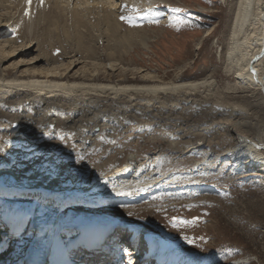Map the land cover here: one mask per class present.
Returning <instances> with one entry per match:
<instances>
[{
  "label": "bare ground",
  "instance_id": "1",
  "mask_svg": "<svg viewBox=\"0 0 264 264\" xmlns=\"http://www.w3.org/2000/svg\"><path fill=\"white\" fill-rule=\"evenodd\" d=\"M133 1L43 0L41 5L40 0H32L29 8L26 0H0V148H3L0 151V199L9 201L11 205H17L14 201L19 198L35 199L33 225H27L25 221L24 226L30 232L29 237H32L31 244L22 251L15 250L14 254L11 253L12 248L2 252L0 249V264H11L15 257L22 261L20 264H58L61 257L63 260L59 264H72L74 260L61 256L62 252L57 247L53 248L57 256L53 255L52 258L44 248L47 240L57 241V235H63L58 216L65 206L71 203L86 204L94 196L102 199L118 190H129L147 182L169 178L176 174L174 170L166 172L173 165L186 166L194 159L204 161L202 156L198 158L202 150L223 147L225 141L219 138H228V141L218 154L212 156L213 159L237 158L242 153L250 152L254 159H262L263 163L258 167L264 174V0H235L224 53L225 66L232 70L234 81H227L224 88L236 89L241 86L245 91L237 94L232 93L233 90L228 93L224 90L226 92L222 96L228 101L220 97V87L214 83L212 75L177 79V70L174 79L165 81L150 79L152 74L148 71L134 81L111 75L117 68V44L125 41V33L120 31L121 17L125 15V4ZM26 11L30 15H26ZM10 22L23 26L21 32L9 35L6 30ZM41 25L47 31L49 48L48 51L39 52L36 47L35 55L31 57L42 60L41 65L19 66L17 62L8 61L15 54L30 50ZM135 31L130 30V33ZM99 34L104 35L103 39L110 37L112 41L103 44V52L107 44L109 47V51L104 52L108 65L98 59L91 46L84 45V40H99ZM56 39L60 50H55ZM65 45L74 47L73 54H77L83 46L85 52L83 55L78 53V56L67 55L69 51L66 47H69ZM62 55L69 57L62 59ZM79 62H82L80 67L73 69ZM10 66L15 71L12 72ZM120 71L123 69L120 68ZM210 93H214V98ZM150 98L163 99L161 104H167L168 107H163L168 109L174 101H180V104L188 101L191 108L202 112L208 120L219 115L220 131L210 135L206 131L200 132V129L195 132L190 130L191 134H185V137L181 135L174 142L169 141L172 140L170 138L166 140L163 134L162 138L160 133H155L157 131L146 136L136 133L135 136L141 137L142 141L132 137L126 143L125 119L130 123L134 117L132 112V115L129 113V117H125V104L128 106L136 101L144 103L142 99ZM213 103L223 105L213 108ZM113 106L114 109L118 108L114 112L111 110ZM106 107L111 110L107 115ZM154 107L150 105L148 109ZM166 111V115H171L172 111ZM150 114L146 113L145 116ZM172 117L176 115L172 114ZM198 117L202 116L198 114ZM13 121L15 124L11 128ZM191 165L196 169L197 165ZM190 173L185 170V174ZM89 223L91 230L87 238H95L96 242L88 243L89 247L94 246L95 249L99 245V248L88 253L87 257L105 262L108 252L101 249L106 247V240L112 241L119 235L112 230L110 222ZM10 225L0 227V239L4 237L8 241L14 228L22 230L16 222ZM144 229L145 232L148 230L145 226ZM148 234L151 236L144 239L146 243L141 242L144 237L139 230L127 231L119 237H124L125 241L134 237L132 243L137 242V247L128 248L122 242L120 254L127 250L129 254H125L119 264H144L147 257L160 260L164 257L161 255L164 247L170 250L176 245L172 239L165 238L159 243L151 233ZM81 240H84L83 236ZM10 243L8 241L11 246ZM65 243L62 245L67 246ZM81 245L80 248H83Z\"/></svg>",
  "mask_w": 264,
  "mask_h": 264
},
{
  "label": "rangeland",
  "instance_id": "2",
  "mask_svg": "<svg viewBox=\"0 0 264 264\" xmlns=\"http://www.w3.org/2000/svg\"><path fill=\"white\" fill-rule=\"evenodd\" d=\"M147 1L134 0L133 3L129 2L130 5L129 3L125 4V15L123 16L126 19H122L120 26V31L125 33V41L117 44L115 53V66L117 68L111 73L113 77L124 76L125 79L134 81L139 77L141 78L143 72L148 71L152 74L150 79L165 81V79H174V74L179 70L180 72L178 71L175 76L177 79L212 75V78L215 79L214 83L220 87L218 90H220L222 100L226 91L228 93L229 90L230 92L233 90L232 93L237 94L242 93V90L245 91L241 86L236 89L224 88L227 81H234L232 70L225 66L224 53L235 0ZM122 5V3L119 4L121 7ZM9 25H7L9 28L6 30L9 35L10 33L21 32L23 28L17 22H10ZM130 30H136V33H130ZM46 33L43 25L38 27L37 39L31 42L30 50L23 54H15L8 61L17 62L16 65L19 66L26 64L40 66L42 60L31 57L35 55L36 47L39 52L48 51ZM97 37L99 40H84V45L91 46L99 57L98 59L107 62L108 65V60L104 59V52L109 51V47L107 44L103 52V44L107 41L110 42V37L106 39L105 36L106 38L103 39L104 35L101 34ZM55 41V50H60L58 39ZM64 42L67 44L66 41ZM65 46L69 47V45ZM70 47L69 49L66 47V50L69 51L67 55L74 53L72 50L74 47ZM84 52L83 46V48H79L77 54H84ZM77 54H73V56H78L79 54ZM68 57L61 56L62 59ZM89 59L86 60L90 61ZM81 64L82 62L75 64L73 69L80 67ZM9 68L10 70L13 69L11 66ZM120 68L123 71H120ZM13 71L15 70L13 69ZM213 94L210 93L214 98ZM162 100L150 98L148 100L142 99L144 103L136 101L137 103L133 102L128 106L125 104V117H129V113L131 115L133 113L134 117L130 123L125 119L126 143L132 137L139 138L138 140L141 142L142 138L136 137V133L146 136L153 135L157 131L155 133H160L159 136L162 137L163 134L166 140L170 138L172 140L169 141L174 142L179 140L181 135L185 137V134L188 136L195 130L199 131V129L200 132L206 131L210 135L220 131L219 115L213 116V120H208L202 112L191 108L192 105H188V101L183 102L185 106L180 104V101H174L168 109L163 107V105L167 107L168 105L161 104ZM224 100L228 101L227 99ZM150 105L155 107L148 109ZM213 105L215 108L223 104L213 103ZM157 107L160 108L157 109ZM114 108V106L113 109L111 108L113 112L118 109ZM190 109L194 113L190 112ZM166 110L172 111L171 115H166L168 113ZM110 111L106 107L105 115ZM146 113L151 114L145 116ZM190 113L191 116H188ZM172 114L176 117H172ZM183 114L184 116H182ZM198 114L202 117H198ZM170 118L171 120H168ZM245 118L242 119L260 122L248 117ZM161 119L163 120L161 121ZM165 120L166 122H164ZM153 121L156 123L152 125ZM201 125L206 126L203 128ZM174 126L179 127L176 129L177 127ZM168 129L171 132H168ZM218 140H224L225 145L223 147H225L228 138H219ZM223 147H217L214 150H202L198 158L202 156L204 161L194 159V161L189 162L190 164L188 163V165L193 163L197 165L196 169L193 168V165H173L166 172L174 170L176 174L169 178L154 183L147 182L129 190H118L102 199L94 196L86 204L71 203L65 206L59 214L60 217L58 216V223L63 227L64 236L73 238L83 233L86 236L91 230L90 223L88 224L91 221L94 223L99 221L101 224L110 222L125 231L135 232L139 230L144 237L141 242L146 243L144 239L151 236L148 234L151 233L153 239L159 243L165 238L172 239L176 244L170 247V250L164 247L166 252L161 254L164 257H161L160 260L147 257L144 264H264V174L258 167L263 161L262 159H254L250 152L242 153L239 155L240 157L237 156L238 159L236 157H227L220 161L213 159L212 156L218 154ZM205 152L209 155L208 157ZM196 162L200 163L196 164ZM185 170H189L191 173L185 174ZM181 172H184L183 175ZM134 184L137 185L138 183ZM16 203L17 205L20 204L19 206L23 205V208L26 206L24 210H21L24 218L30 217L29 215L32 217L35 204L33 197L19 198ZM29 225L32 226L31 223ZM95 226L96 224L93 227ZM144 226L148 228L146 232ZM23 228L10 235L8 241L11 242V246L7 241L5 245L0 247L1 252L12 248L11 253L14 254L31 244L30 232L28 233L27 227ZM120 233L122 232L120 231ZM116 234L118 235V233ZM14 247L16 248L14 249ZM15 250L17 251L15 252ZM38 257L36 255V259ZM16 259L17 257L12 260L11 264L22 262Z\"/></svg>",
  "mask_w": 264,
  "mask_h": 264
},
{
  "label": "snow or ice",
  "instance_id": "3",
  "mask_svg": "<svg viewBox=\"0 0 264 264\" xmlns=\"http://www.w3.org/2000/svg\"><path fill=\"white\" fill-rule=\"evenodd\" d=\"M26 3L29 5V8H30L31 3H32V0H26ZM40 3L42 5L43 4V0H40ZM25 14L26 15H30V12L29 11H26ZM121 19H126V18L122 16ZM0 151H3V148H0Z\"/></svg>",
  "mask_w": 264,
  "mask_h": 264
},
{
  "label": "water",
  "instance_id": "4",
  "mask_svg": "<svg viewBox=\"0 0 264 264\" xmlns=\"http://www.w3.org/2000/svg\"><path fill=\"white\" fill-rule=\"evenodd\" d=\"M14 124H15V122L13 121L12 124H11V128L14 127Z\"/></svg>",
  "mask_w": 264,
  "mask_h": 264
}]
</instances>
